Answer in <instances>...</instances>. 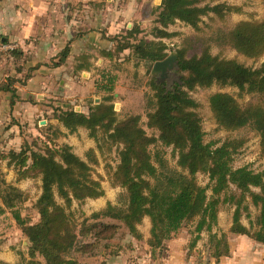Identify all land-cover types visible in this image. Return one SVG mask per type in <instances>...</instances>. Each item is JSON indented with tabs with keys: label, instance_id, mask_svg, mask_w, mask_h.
Here are the masks:
<instances>
[{
	"label": "trees",
	"instance_id": "16d2710c",
	"mask_svg": "<svg viewBox=\"0 0 264 264\" xmlns=\"http://www.w3.org/2000/svg\"><path fill=\"white\" fill-rule=\"evenodd\" d=\"M264 1V0H263ZM239 10L226 3L202 4V0H162L155 18V37L138 38V27L127 29L119 35L113 54L131 49L133 57L148 65L168 56V45L161 40L173 34L167 27L177 21L195 29L204 15L214 12ZM124 40H122V38ZM222 39L247 57L264 55V18L261 21H241L224 31ZM67 46L51 66L61 65L69 54ZM187 49L178 50L176 74L169 80L151 81L153 93L148 95L146 107L147 126L158 131V136L148 135L141 123V115H128L120 119L115 110L113 94H107L99 102H93L89 112L74 108H55V118L69 132L80 127L88 130L98 148L114 146L118 150V164L112 171L113 185L124 188L117 205L107 207L87 216L81 224L72 211L74 201L86 202L104 195L101 181L92 175V166L77 155L68 144L57 147L45 145L34 149L24 142L21 149L2 153L8 165L18 173V180L40 177L41 193L32 205L38 218L33 221L23 216L21 208L28 199L23 190L2 177L0 171V216L10 210L17 225L28 238L29 260L23 264H82L78 255L98 254L113 247L114 233L105 236L108 229L126 228L137 239L143 237L138 225L147 216L150 219V236L147 240L152 255L165 249L166 241L183 227L192 226L189 248L196 246L204 231L209 233L207 251L216 259L229 255V235L243 234L264 244V170L255 171L249 166L235 167L234 154L245 144L243 138H227L223 142H205V131L197 109L200 107L190 91L209 88L214 84L235 86L240 93H256L264 96V62L260 67L246 66L236 59L214 55L209 46L186 56ZM16 60L22 52L10 50ZM30 67L22 79L8 77L0 83V91H10L15 102V82L25 83L33 70ZM21 72L23 66H18ZM109 84L97 83V89L111 93L116 76L102 74ZM110 83H112L110 85ZM210 108L220 128L238 130L251 127L260 135L261 153L264 155V105H242L228 92H214L209 96ZM53 126V125H51ZM50 126V127H51ZM58 133L65 134L60 128ZM56 135V134H55ZM153 144L172 147L177 157V167L170 166L159 149L156 159L150 150ZM157 161V163H156ZM209 177V184L197 181L198 173ZM211 193H208V190ZM62 201V202H61ZM233 207L232 223L227 232H214L218 224L220 207ZM255 208L256 213L251 212ZM249 219V224L242 221ZM110 218L116 222H98ZM90 219L96 222L87 224ZM118 221V222H117ZM41 256L44 262L37 260ZM0 264H9L0 261Z\"/></svg>",
	"mask_w": 264,
	"mask_h": 264
},
{
	"label": "crops",
	"instance_id": "0c3cea01",
	"mask_svg": "<svg viewBox=\"0 0 264 264\" xmlns=\"http://www.w3.org/2000/svg\"><path fill=\"white\" fill-rule=\"evenodd\" d=\"M113 1L0 0V83L8 77L24 80L22 73L30 67L38 66L24 84L15 82L17 95L14 104L10 91H0V170L5 174L10 172L16 175L13 167L8 165V159L1 157L2 153L21 149L23 132L26 134L24 130H37V122L45 112L50 113L51 108L60 107L88 113L93 102H99L101 96L105 95L104 90L97 89V83L109 84L102 74L109 73L110 68H98L97 64L111 65L116 64L117 60L121 63L123 56L131 53L125 50L114 56L109 54H113L115 50V37L125 28L130 29V20L137 16L136 10L132 12L121 8L127 7L126 0H120L119 3L116 1L115 4ZM113 7L115 12L109 10ZM143 13L142 16H146L147 10ZM134 21L144 22L143 18ZM67 46L70 51L65 61L59 66H51ZM14 49L22 52L21 57H26L21 72L14 67L15 62L10 53ZM116 55L118 59L115 58ZM110 74L116 76L115 80L120 75ZM118 82L119 85H116ZM129 85L130 82L127 83L126 80L113 82V86H117V91L113 92L118 99L115 108H125L131 99L130 92L133 88ZM149 94L151 92L147 95ZM74 102L78 105L73 106ZM53 124L57 125L59 122L55 121ZM62 127L60 124L61 130ZM66 130L63 132L68 133ZM83 130L86 129L80 127L77 131ZM7 181L12 183L9 179ZM13 184L20 186L16 182ZM143 221L151 227L149 217L146 216ZM231 223L221 231H213L227 232ZM185 228L166 241L165 249L160 250L157 255L151 254L147 243L149 234H144L142 242L134 240L127 232V246L116 244L114 248L108 247L95 255L80 253L78 258L82 264H143V260L144 264L148 261L149 264H264V244L247 235L230 234L229 255L216 259L209 256L206 248L209 233L204 231L196 246L190 249L188 246L192 235ZM0 239L11 241L9 254H3L5 249L0 247V261L17 264L19 258L15 260L16 250L20 260L30 259L28 238L17 225L10 210L0 216ZM138 247L141 249L136 250ZM36 259L44 262L41 256Z\"/></svg>",
	"mask_w": 264,
	"mask_h": 264
},
{
	"label": "rangeland",
	"instance_id": "374dc122",
	"mask_svg": "<svg viewBox=\"0 0 264 264\" xmlns=\"http://www.w3.org/2000/svg\"><path fill=\"white\" fill-rule=\"evenodd\" d=\"M116 1L118 3L120 2V0H114V4L116 3ZM126 1L127 7H121L123 10H129L132 12L135 10L137 11L136 13L138 17L134 16L135 19L130 20L131 28L135 26L140 29V32L137 34V37L159 40L160 37H155L154 28L156 26L155 18L157 15V8L161 4L162 0H131L130 2L129 0ZM218 3H226L234 7H238L239 10L235 9L230 12L224 11V15H218L214 12H210L209 14L203 16L202 21L199 24V29H195L192 26L187 25L186 23L181 21H177L173 24H170L167 27V31L172 33L173 35L170 37L161 38V40H163L168 45V48L166 50L168 52V55L174 51L178 52L179 49L186 47V56H190L192 55V53L200 51L203 46H209L210 51L214 55H220L221 57L236 59L239 62L245 64L246 66H250L253 68L260 67L264 62V55L259 58L247 57L237 51L228 43H225L222 39V36L224 31L230 30L241 21H261L264 18V1L202 0V4L215 5ZM113 9L114 7L109 10L112 11ZM146 10V16H142V14H144L143 11L145 12ZM112 12L115 11L113 10ZM139 18L141 20L143 18L144 22L134 21L136 19L140 20ZM127 29L129 28H125L124 31L120 34V36L126 34ZM117 37H119V35ZM122 40L124 39L122 38ZM116 45L117 41L115 40V48ZM125 50L131 51V53L129 55L125 54L121 63L119 62V60H117L116 64H104L105 66H102V63H100L97 64V66H99L98 68L108 67L110 68V72H112L113 74L119 75L120 73L117 80L120 82L124 80H126L127 83L130 82L129 87L133 88V90H131L130 92L131 99L129 100V102H127L125 108H115L118 117L122 119L131 114H139L141 115V123L148 135L158 136L157 130L147 126V112L151 110L150 108L146 107L148 98L147 94L148 92L153 93V90L151 88V81L153 79L156 80V75L151 74L153 64L146 65L143 60H139L133 57L131 49ZM123 51L121 52L123 53ZM115 58H117V55L115 56ZM115 58H113V61H116ZM12 60H14L15 62V68H18V66H24V64L26 63V57L24 56H22L18 60H16L15 57H12ZM121 66L122 69H120ZM176 69L177 67L169 71L170 76L172 74L177 75ZM26 73L27 72L25 70L22 75L24 76ZM131 79L133 82L131 81ZM117 80L115 81L117 82ZM116 85H119V82L118 84L116 83ZM123 88L124 91H127L125 90V87ZM115 90L117 91V86H114L112 92H108V94H113ZM218 91L228 92L232 94L242 105L259 102L264 105V96H259L256 93L241 94L240 90L235 86L227 85L222 87L218 84H214L209 88H197L195 90L190 91V95L200 104V107L197 109V111L199 112V115L202 119V125L205 131L204 141L207 143L215 141L221 143L227 138H243L245 139V144L241 149H239L236 154H234L233 165L235 167L249 166L255 171L264 170V155H262L261 153L260 145L261 139L260 135L256 132V130L248 126L238 130H227L218 126L211 111L209 103L210 94ZM103 92L105 93V95H107L106 91ZM103 96L104 95H102L100 99H102ZM111 102L114 104L115 107V102H118V99L114 97ZM75 105L77 106L78 103L74 102L73 106ZM51 109L52 111H50V113L45 112L44 116L41 117L42 119L37 122V130H35L34 132L24 130L26 134H24L23 132L22 136L24 140L21 144V147L25 141H27V143L29 144H32V147L37 150H43L46 144L53 147L68 144L72 147V150L77 155L89 162V164L92 166L93 177L101 181L105 193L99 198L87 199L86 202L82 204L78 201L73 202L71 209L74 212V216L77 220V223L81 224L87 216H91L92 213L101 211L102 209L106 208L108 203H112L114 205H117L119 203L120 197L125 190L124 188L118 185H113L111 180L112 171L114 170V168H116L118 164V150L116 146H114L111 150H108L107 146H104L102 149H99L97 141L93 137L89 136V132L86 128H84L86 130H83L82 132L75 131L73 133L65 132V134H57V131H55V129L60 128V123L57 125L53 124V122L58 120L54 116L55 108ZM77 111L79 110L77 109ZM62 128L63 130H66L64 126ZM159 149L163 151L164 158L169 162L170 166L176 168L177 157L174 155L172 147H164L160 144L151 145L150 150L154 156V159H156V153ZM14 171L16 173L15 176L14 174H11L8 171V174H5L1 171L2 177L6 180H11L12 184L14 182H16V184L18 183L20 186H17L15 184L14 185L23 190L24 193L28 195V199L24 202L23 207L21 208V212L23 216L30 217L31 220L35 221L38 218V214L37 210L33 208L32 205L36 202L38 196L41 193L42 180L40 177H26L18 180V173L16 170ZM197 181L200 185L207 186L209 184V177L207 174L200 172L197 174ZM208 193H211L210 189L208 190ZM232 208L233 207H229V205L227 204H224L220 207L218 224L213 228V230L219 229L221 231L223 228L228 227L230 222H232ZM251 212L253 214L256 213L255 208L252 209L251 207ZM97 221L116 222L115 220H112L110 218H102L98 219ZM242 221L247 225L249 224V219L245 216L242 218ZM94 222H96V219H90L87 224H92ZM149 227L150 226L147 222L142 221V223L138 225V230L140 231V233H142L143 236L144 234H149L150 236ZM185 229L186 231H191L193 228L192 226H190L186 227ZM127 232L128 231L124 227L118 230L108 229V231L105 232V236H110L114 233L115 237L112 239L111 243L114 245L124 244L125 246H127L129 240V238H127V236L125 235L127 234ZM218 233L221 232L218 231ZM133 239L137 240V238L135 237ZM138 240H142L143 242V237ZM0 242V247L2 246L3 249H5L3 250V254H9V252H11L9 246L11 241H1L0 239ZM140 247H138L136 250L141 249ZM20 248L21 244L19 245V249ZM15 253V260L19 258L18 263L23 264V261L20 260L21 257L17 256L19 254L17 250L15 251ZM144 262L145 260H143L142 263L144 264ZM147 264H149V261L147 262Z\"/></svg>",
	"mask_w": 264,
	"mask_h": 264
},
{
	"label": "water",
	"instance_id": "95a60500",
	"mask_svg": "<svg viewBox=\"0 0 264 264\" xmlns=\"http://www.w3.org/2000/svg\"><path fill=\"white\" fill-rule=\"evenodd\" d=\"M178 64V52H172L163 60L156 61L151 70L152 75L161 73V78L164 79L170 70L177 67Z\"/></svg>",
	"mask_w": 264,
	"mask_h": 264
},
{
	"label": "flooded vegetation",
	"instance_id": "af4514ba",
	"mask_svg": "<svg viewBox=\"0 0 264 264\" xmlns=\"http://www.w3.org/2000/svg\"><path fill=\"white\" fill-rule=\"evenodd\" d=\"M173 75H175V74H172V75L170 76V74L168 73V75H167L164 79H162V78H161V73H159V74L156 75V81H157V82H162V81H164V80H169Z\"/></svg>",
	"mask_w": 264,
	"mask_h": 264
}]
</instances>
